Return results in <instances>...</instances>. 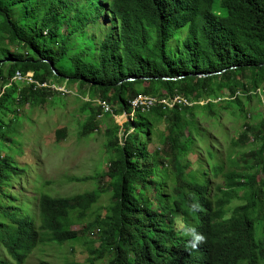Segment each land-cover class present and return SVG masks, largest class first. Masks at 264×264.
<instances>
[{
	"label": "trees",
	"instance_id": "1",
	"mask_svg": "<svg viewBox=\"0 0 264 264\" xmlns=\"http://www.w3.org/2000/svg\"><path fill=\"white\" fill-rule=\"evenodd\" d=\"M85 2L96 14L108 11L117 26L94 59L69 54V38L85 23H72L54 46L61 26L74 18L68 17L66 0H0V142L9 140L3 130L20 108L44 105L58 94L12 82L16 71L32 72L39 82L87 87L93 96L84 108L96 110L83 135L99 126L93 99L106 100L116 115H130V102L140 94H180L194 104L137 112L125 123L123 141L112 136L110 172L100 175L109 180L111 200L94 222L87 219L106 193L102 188L68 197L42 195L39 230L28 216L11 212L3 184L15 165L0 154V264H24L40 243L62 246L84 232L93 236L98 228L91 245L99 241V246L90 248V264H264V109L243 124L225 153L201 126L207 120L220 127L225 111L245 119L253 99L264 105V0ZM14 6L30 24L13 20ZM41 7H46L41 18L32 20ZM165 118L168 131L158 150L150 151ZM67 135L64 128L56 138ZM248 142L253 150L243 151ZM83 224V230L73 229ZM188 228L206 238L195 249Z\"/></svg>",
	"mask_w": 264,
	"mask_h": 264
},
{
	"label": "rangeland",
	"instance_id": "2",
	"mask_svg": "<svg viewBox=\"0 0 264 264\" xmlns=\"http://www.w3.org/2000/svg\"><path fill=\"white\" fill-rule=\"evenodd\" d=\"M66 5L70 11L68 17L74 18L72 22L61 26L54 46L64 39L67 29L72 28V23L79 25L85 23L69 38V54H79L82 59H94L107 34L111 32L117 34L113 17L105 10L96 14L85 0H66ZM45 9L46 7H41L40 12L36 10L32 20L34 17L39 20ZM11 14L15 21H21L25 15L24 10L18 6L11 8ZM21 23L28 25L31 18L28 17ZM174 46H177L176 42L172 43V48ZM66 86L73 90L74 94L61 96L54 93L44 105L33 107L26 105L20 108L17 116L11 117L9 127L3 130L9 140L0 142V154L8 157L9 163L15 165V171H9L3 184L6 197V199L2 197L4 204L8 205L14 214L28 216L37 230L41 224L38 202L42 195L68 197L102 188L106 193L101 195L99 203L92 208L87 221L94 222L99 216L106 214L112 191L108 186V178L102 179L100 175L110 172L109 141L115 135L122 139L125 134V123L133 118L131 116L123 118L121 115L112 121L111 116H104L99 119V126L95 131L83 135L81 134L83 126L96 107L84 108L86 101L82 98H88L87 96L92 94H89L87 87L78 84ZM237 95L240 99L243 98L239 92ZM249 106L245 119L232 116L225 111L222 113L220 127L211 126L212 122L207 120L201 122V126L209 128L216 149L225 153L231 140L236 139L244 129L243 124L255 121L257 115L264 109V105L260 107L255 99ZM115 124L121 126L119 131ZM169 124L167 118L157 124L154 141L148 146L150 151L158 150ZM64 128L68 131L67 139L58 141L57 132ZM186 133H189L188 127ZM207 135L210 136L208 133ZM252 145L253 142H248L243 151L253 150ZM85 177L93 178L86 181L77 180ZM85 226L86 224L75 225L73 229L83 230ZM100 229H96L93 236L84 232L77 240L62 246L40 243L24 264H90L89 250L91 247L96 249L99 246V241L93 245L91 241L93 237L99 236ZM257 229H260V225ZM132 255L135 256L136 253L132 252ZM94 264H107V261L98 260Z\"/></svg>",
	"mask_w": 264,
	"mask_h": 264
},
{
	"label": "built area",
	"instance_id": "3",
	"mask_svg": "<svg viewBox=\"0 0 264 264\" xmlns=\"http://www.w3.org/2000/svg\"><path fill=\"white\" fill-rule=\"evenodd\" d=\"M11 81L25 84L27 86H32L33 90L49 89L53 92L58 93L61 96L74 94V91L68 88L66 85H59L54 82H47V81L39 82L34 78L32 72H27L26 74H22L21 72L16 71ZM3 89L4 88H1L0 92H2ZM82 99L86 102L91 101L89 97L88 98L83 97ZM92 102H94L97 108L100 110V114L98 115L99 119L103 118L106 115H110L114 117L115 120L118 119L119 116L115 114L113 107L106 100L97 98V99H93ZM193 104H194L193 101L180 94H175L174 96H168V97H155L152 95L140 94L134 99H132L130 102L131 110H132L130 115L124 113L123 118L125 117L127 118L128 116L134 117V115L137 112L148 113L152 111L156 106L161 107L164 111H170L176 107H187V106H192Z\"/></svg>",
	"mask_w": 264,
	"mask_h": 264
},
{
	"label": "clouds",
	"instance_id": "4",
	"mask_svg": "<svg viewBox=\"0 0 264 264\" xmlns=\"http://www.w3.org/2000/svg\"><path fill=\"white\" fill-rule=\"evenodd\" d=\"M67 96H70V95H67ZM87 97H89V96H87ZM117 116H121V115H117ZM192 208H193L194 211L195 210H198V205H193ZM177 223H178V226L179 227H182V228L184 227L183 224H181L179 222V220L177 221ZM185 234L191 236V240L189 241V246L192 247V248H194V249L197 248L200 244L204 243L205 242V239H206L203 234L198 233L194 228L185 229Z\"/></svg>",
	"mask_w": 264,
	"mask_h": 264
},
{
	"label": "water",
	"instance_id": "5",
	"mask_svg": "<svg viewBox=\"0 0 264 264\" xmlns=\"http://www.w3.org/2000/svg\"><path fill=\"white\" fill-rule=\"evenodd\" d=\"M163 79L168 80L169 78H163ZM130 80H133V79H130Z\"/></svg>",
	"mask_w": 264,
	"mask_h": 264
}]
</instances>
